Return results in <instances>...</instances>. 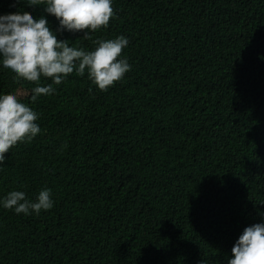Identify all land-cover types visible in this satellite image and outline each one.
I'll return each mask as SVG.
<instances>
[{
  "label": "trees",
  "instance_id": "1",
  "mask_svg": "<svg viewBox=\"0 0 264 264\" xmlns=\"http://www.w3.org/2000/svg\"><path fill=\"white\" fill-rule=\"evenodd\" d=\"M44 7L0 0V16H44L86 51L124 36L121 87L135 90L74 72L42 78L55 92L33 103L35 85L0 63V95L20 90L41 129L0 164V264H228L243 231L264 224V0H113L91 40L59 32ZM45 188L50 210L3 207L10 191L35 202ZM144 196L163 202L130 206Z\"/></svg>",
  "mask_w": 264,
  "mask_h": 264
},
{
  "label": "clouds",
  "instance_id": "2",
  "mask_svg": "<svg viewBox=\"0 0 264 264\" xmlns=\"http://www.w3.org/2000/svg\"><path fill=\"white\" fill-rule=\"evenodd\" d=\"M21 2V0H17ZM44 5V12L54 16L60 24L59 32H84L83 39L91 40L88 33L107 29L116 16L113 0H28V7ZM232 30L228 33L232 36ZM162 43L169 46L168 30ZM94 50L70 46V41L60 40L57 32L49 26L48 20L41 16L34 18L27 11L0 16V63L13 73L16 84L22 81L35 85L31 89L33 103L41 96L54 94L52 84H62L74 72L88 79L100 91L119 86L120 89L135 90L121 84L126 73L131 70L127 58H122L129 41L124 36L115 39L95 40ZM163 70L157 79V85L166 75V57H157ZM43 79L52 84L42 85ZM122 80V81H121ZM115 86V87H116ZM21 88L23 85L21 84ZM175 90L186 93V81L175 84ZM92 89H89L91 93ZM20 90L0 95V164H3L10 150L19 144L31 142L41 132L37 123L39 115L28 104L22 103ZM183 97H180V100ZM224 137V134H220ZM209 139V137L207 138ZM193 141L191 140V145ZM133 149L128 146L127 152ZM164 192V190H161ZM160 200V199H157ZM163 201H150L144 196L140 201L131 204L136 209L151 207ZM3 207L14 210L17 214H39L53 207L51 190L43 189L38 193L35 202L29 200L23 191H10L3 200ZM228 264H264V224L258 223L247 227L232 248Z\"/></svg>",
  "mask_w": 264,
  "mask_h": 264
}]
</instances>
